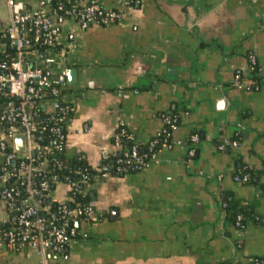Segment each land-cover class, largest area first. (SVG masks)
I'll return each mask as SVG.
<instances>
[{"label":"crops","instance_id":"1","mask_svg":"<svg viewBox=\"0 0 264 264\" xmlns=\"http://www.w3.org/2000/svg\"><path fill=\"white\" fill-rule=\"evenodd\" d=\"M40 1L0 0V25L13 8L34 10ZM125 1L100 0L123 12L121 21L81 29L67 20L60 27L58 47L76 69L64 94L72 118L65 158L99 167L119 151L113 136L121 122L144 147L164 115H176L179 128L158 163L91 186L95 220L76 223L79 236L62 254L0 247V264L264 259V0H129L130 9ZM193 134L200 141L189 156ZM242 169L254 178L236 181ZM53 194L67 202L69 188L59 183ZM231 200L246 211L243 229L226 209Z\"/></svg>","mask_w":264,"mask_h":264},{"label":"built area","instance_id":"2","mask_svg":"<svg viewBox=\"0 0 264 264\" xmlns=\"http://www.w3.org/2000/svg\"><path fill=\"white\" fill-rule=\"evenodd\" d=\"M52 10L41 0L34 10L13 8L8 23L0 25V247H24L46 257L60 255L68 242L79 236L78 221L95 220L93 203H77V194L86 195L91 186L114 176L107 165L93 167L94 173L78 167L70 170L75 180L63 176L65 169L58 150L67 141V124L72 120L64 94L68 85L69 61L59 49L60 27L67 20L81 29L90 25L106 26L124 19V13L107 9L100 0H66ZM125 5L131 8L130 1ZM254 53L248 55V70H257ZM242 70H237L235 85H243ZM163 126L141 151V144L124 122L114 133L113 142L120 156L116 173L127 174L159 162L161 149L179 128L176 115H164ZM87 126L83 131H88ZM24 143L19 149L16 138ZM199 135L190 138L189 156H194ZM123 142L130 143L127 149ZM236 181L248 182L249 176L237 174ZM59 183L69 188L67 202L54 200ZM4 205V207H3ZM235 225L243 229V216ZM248 264H264L251 258Z\"/></svg>","mask_w":264,"mask_h":264},{"label":"trees","instance_id":"3","mask_svg":"<svg viewBox=\"0 0 264 264\" xmlns=\"http://www.w3.org/2000/svg\"><path fill=\"white\" fill-rule=\"evenodd\" d=\"M130 1L133 4L135 0H130ZM61 3L63 4L64 8H66L68 6L66 4V0H52L50 8L52 10H55L58 7V5H60ZM242 77H243V75H242ZM250 79H255V77H253V78L250 77ZM122 146H123L124 149H127L130 146V143L123 142ZM140 149H141V151H144L145 147L143 145H141ZM58 153H59L58 154L59 157H61V160H63L64 166H65V169L60 171V173L63 174V176H70V178L72 180H75L76 178H75L74 174L69 173V171L70 170L73 171V170L77 169L78 167H81V168L87 170L90 174L94 173L93 167H91L87 163L85 158H83L81 156H76V157L68 160V159L65 158V153H64L63 149H59ZM119 156H120L119 152L115 153V154H112V155H109L102 161L101 165L102 166L103 165H107L109 167V169H110V172L113 175H123L124 173H119L118 174V173H116V171L114 169L115 162L119 158ZM238 172H240L243 175H248L249 176V180L253 179L254 176H255L254 172L252 170H250V169H242L241 171L239 170ZM129 173H131V171ZM75 202H77V203H85V204L89 203L90 204L92 202V200H91V190H89L86 195L77 194L75 196ZM226 209H227L228 212H230L231 220L236 221L237 215H239V214L242 215L243 216V223L245 225V223H246V217H245L246 216V211L243 208H239L238 205L235 202H232V200H231V201L227 202ZM256 259H260V258H256ZM260 260L264 261V259H262V258Z\"/></svg>","mask_w":264,"mask_h":264},{"label":"water","instance_id":"4","mask_svg":"<svg viewBox=\"0 0 264 264\" xmlns=\"http://www.w3.org/2000/svg\"><path fill=\"white\" fill-rule=\"evenodd\" d=\"M50 4H51V0H49V5ZM75 74H76V69H70L68 71V79H70L71 77H73ZM16 140H17L19 149H22V146H23V143H24V138L22 136H18L16 138ZM92 188L95 189V186L93 185ZM94 196H95L94 193H92L91 194V197L94 198ZM3 207H4V205H3Z\"/></svg>","mask_w":264,"mask_h":264}]
</instances>
